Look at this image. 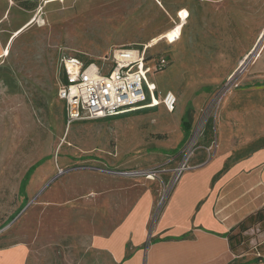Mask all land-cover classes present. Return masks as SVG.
Segmentation results:
<instances>
[{
    "label": "rangeland",
    "instance_id": "rangeland-1",
    "mask_svg": "<svg viewBox=\"0 0 264 264\" xmlns=\"http://www.w3.org/2000/svg\"><path fill=\"white\" fill-rule=\"evenodd\" d=\"M181 8L190 17L184 9L179 21ZM148 42L149 57L170 55L148 80L176 94L174 111L67 127L60 58L98 62L114 47ZM0 45V264H114L89 237L110 230L138 190L163 186L179 118L189 111L193 121L228 79L219 107L234 139L264 114V0H0ZM39 160L21 207L20 181ZM102 184L124 187L119 211L86 205Z\"/></svg>",
    "mask_w": 264,
    "mask_h": 264
},
{
    "label": "crops",
    "instance_id": "crops-1",
    "mask_svg": "<svg viewBox=\"0 0 264 264\" xmlns=\"http://www.w3.org/2000/svg\"><path fill=\"white\" fill-rule=\"evenodd\" d=\"M181 9L190 17L186 8ZM1 49L0 45V52ZM166 58L169 63L170 55ZM157 90L161 94L172 92L160 90L158 86ZM160 107L167 112L175 109L168 111L160 104L100 119H119ZM220 107L205 128L200 147L190 159V167L181 174L166 200L158 204L161 186L138 190L110 230L104 232L102 226L100 232L90 235L91 250L106 255L114 264H242V259L250 257H260L257 264H264V140L263 144H257V139L264 138V114L261 124L254 125L247 119L243 138L236 140L237 131L231 127L225 129L221 121ZM199 110L193 115V121L190 112H186L187 130L179 118L180 139L166 155L168 169L165 170L176 165L175 156L189 137ZM144 114L147 112L141 115ZM63 121L70 127L90 120L67 124L63 103ZM213 138L216 146L207 150ZM166 172L165 180L170 175ZM101 179H104L102 175ZM103 185L107 188L98 189L95 196L93 193L86 205L119 211L124 205V187L120 184L110 190L107 184ZM240 224H244L245 230L240 231ZM228 236L232 237L231 241Z\"/></svg>",
    "mask_w": 264,
    "mask_h": 264
},
{
    "label": "built area",
    "instance_id": "built-area-1",
    "mask_svg": "<svg viewBox=\"0 0 264 264\" xmlns=\"http://www.w3.org/2000/svg\"><path fill=\"white\" fill-rule=\"evenodd\" d=\"M182 10L177 12L179 21ZM184 16L187 17L188 13ZM149 44L144 43L139 48L114 47L98 62H86L76 56H62L59 60L62 77L58 83L57 96L64 103L66 123L113 117L160 104L172 111L176 105V96L170 91L159 93L154 82L148 80V75L163 69L168 59L165 55L149 57ZM228 80L199 111L189 137L175 156L176 165L165 170L170 175L161 186L158 204L166 200L181 174L190 167V159L200 147L204 130L208 122L214 119L228 91ZM213 146H216L215 138L207 150ZM148 174H151L150 178L157 177L156 171Z\"/></svg>",
    "mask_w": 264,
    "mask_h": 264
},
{
    "label": "trees",
    "instance_id": "trees-1",
    "mask_svg": "<svg viewBox=\"0 0 264 264\" xmlns=\"http://www.w3.org/2000/svg\"><path fill=\"white\" fill-rule=\"evenodd\" d=\"M21 6L25 7L26 5L24 3H20ZM183 128L184 130H187L189 128V122L188 119L183 120ZM41 160L37 161L36 163L32 164L25 172L24 176L22 177L21 181H20V185H19V191L22 193V195L24 196V201L21 205V207H23L26 203V196H25V187L28 183V180L30 178V175L33 173V171L35 170V168L40 165ZM256 217V216H255ZM257 218H259V216H257ZM240 231L245 230V226L244 224H240L239 226ZM239 231V232H240ZM229 240L231 241L232 237L228 236ZM256 260H261L260 257H258Z\"/></svg>",
    "mask_w": 264,
    "mask_h": 264
},
{
    "label": "bare ground",
    "instance_id": "bare-ground-1",
    "mask_svg": "<svg viewBox=\"0 0 264 264\" xmlns=\"http://www.w3.org/2000/svg\"><path fill=\"white\" fill-rule=\"evenodd\" d=\"M154 103H156V99H155V102Z\"/></svg>",
    "mask_w": 264,
    "mask_h": 264
}]
</instances>
